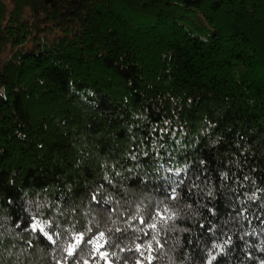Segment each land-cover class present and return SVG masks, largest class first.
Wrapping results in <instances>:
<instances>
[{"label": "trees", "instance_id": "1", "mask_svg": "<svg viewBox=\"0 0 264 264\" xmlns=\"http://www.w3.org/2000/svg\"><path fill=\"white\" fill-rule=\"evenodd\" d=\"M29 4L64 32L0 61V264H148L163 207L152 264H264V0Z\"/></svg>", "mask_w": 264, "mask_h": 264}, {"label": "rangeland", "instance_id": "2", "mask_svg": "<svg viewBox=\"0 0 264 264\" xmlns=\"http://www.w3.org/2000/svg\"><path fill=\"white\" fill-rule=\"evenodd\" d=\"M30 0H0V32L5 33L7 39L0 46V61L17 57L18 53L29 45L51 42L59 32L64 30L55 25L36 30L32 26L25 29V21L33 23ZM36 39L33 40V38ZM93 262H87L92 264Z\"/></svg>", "mask_w": 264, "mask_h": 264}, {"label": "snow or ice", "instance_id": "3", "mask_svg": "<svg viewBox=\"0 0 264 264\" xmlns=\"http://www.w3.org/2000/svg\"><path fill=\"white\" fill-rule=\"evenodd\" d=\"M170 199H176L175 190H173V194ZM93 199L95 200L96 197L93 196ZM138 217H133V219H136ZM176 219V214L172 212L168 207H163L161 209H157L154 211V213L150 216L149 220L150 222H145V220L142 217H139V222L141 224H144L146 229L151 230V240L146 245V250L148 251L149 255L145 256L144 259L147 260L148 264H152V261L155 259H158V257H154L151 255V252L154 251L153 245L151 241H156V244L159 247H163V245L160 244L159 240L157 239V236L160 234L161 230H166V226L168 225L169 221H172ZM50 226V222H41L39 220H35L31 224V230L32 231H38L43 234V236L55 243V240H53V236L50 235L46 230L45 227ZM90 231V230H89ZM143 231V229H141ZM58 235V234H57ZM144 235L148 236L150 235L149 231H144ZM75 243H69L68 246L64 249L67 256L72 257L76 249L82 244L85 243L84 241V234L79 233L74 237ZM103 241V243H101ZM87 244L93 245V251L99 253L100 258L107 260L108 253L107 252H100V249L104 247V244L108 243V241L105 239V233L103 231L99 232L98 235L95 238H90L86 241ZM213 247H219V245H213ZM142 245L137 244L136 245V251L141 252ZM141 255L143 256L144 253L141 252ZM217 257L215 255L210 254V258L207 260V264H212L214 260H216ZM86 264V262H85ZM137 264H142L141 261H137Z\"/></svg>", "mask_w": 264, "mask_h": 264}]
</instances>
